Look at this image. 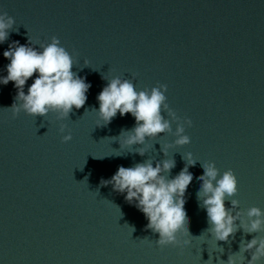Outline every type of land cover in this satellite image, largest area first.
I'll return each mask as SVG.
<instances>
[{"label": "water", "instance_id": "95a60500", "mask_svg": "<svg viewBox=\"0 0 264 264\" xmlns=\"http://www.w3.org/2000/svg\"><path fill=\"white\" fill-rule=\"evenodd\" d=\"M3 12L15 24L0 44V78L7 76L9 45L31 46L29 37L47 44L56 36L79 54L72 71L91 87L84 107L57 121L53 114L23 112L12 119L4 108L18 90L13 82L0 84V264H227L255 234L241 229L216 242L206 232L197 178L204 163L214 162L221 174L231 169L237 210L264 211V0H0ZM37 76L26 82L25 94ZM117 76L132 80L137 91L167 85L169 107L192 121L184 133L190 144L169 148L165 157L161 146L175 137L162 134L132 152L120 150L117 138L135 126L134 117L117 113L97 127L92 111ZM69 131L72 140L61 143ZM141 147L144 156L135 152ZM187 153L197 161L185 193L191 236L179 238L191 244L161 250L159 234L146 230L135 203L101 181L121 166L152 159L155 167L166 158L175 160L171 179L186 166ZM244 255L247 264L251 255Z\"/></svg>", "mask_w": 264, "mask_h": 264}, {"label": "clouds", "instance_id": "9594fccd", "mask_svg": "<svg viewBox=\"0 0 264 264\" xmlns=\"http://www.w3.org/2000/svg\"><path fill=\"white\" fill-rule=\"evenodd\" d=\"M14 24V18L8 16L7 12L0 14V44L8 39ZM28 45L31 46L14 42L3 53L10 63L7 65V76L0 78V84L13 82L18 90L15 102L10 108L4 109L11 112L12 119L23 112L33 118H45L53 114L57 121L68 120L73 108L79 110L84 107L86 93L91 87L84 78L72 71L77 63L75 57L79 54L75 50L70 54L61 46L56 36H52L47 44L38 39L33 42L29 37ZM34 45H39L40 50ZM84 63L87 67L88 61L85 60ZM34 73H38V76L25 94L24 86ZM166 92L165 84L137 91L132 80L121 79L119 76L112 78L97 96L99 110L92 109L98 113L99 121H102H98L97 127L110 124L117 113L121 117L131 114L136 123L131 130L121 131L117 138L120 150L132 152L134 145H145L148 140H157L162 134H168L174 136L175 140L173 144L161 146L167 157L169 148H182L190 144V137L184 133L185 126L192 127V121L177 116L167 103ZM173 123L176 124L174 132ZM66 128L67 125L61 124L60 133H64ZM71 140L69 131L62 136L61 143ZM135 152L140 156L145 155L142 147L135 149ZM182 158L186 161V166L171 179L169 175L175 167V160L166 158L157 162L155 167L152 159L133 167L121 166L110 180L101 181L102 186L110 184L114 191L126 193L125 199L129 204L135 203L148 221L146 230L159 234L156 244L161 250L169 246L184 247L191 244V240L181 241L179 237L191 236L190 221L185 210V193L194 178L188 169L195 166L197 161L193 160L191 153L182 155ZM201 166L203 175L197 179L202 184L197 197L207 213L209 227L206 232L216 242H228L241 229L246 235L255 234L250 241H241L239 252L229 255L227 264H244L245 253L251 255L247 264H260L264 260V236L259 235L264 233V211L258 207H251L246 211L237 210L239 201L234 197L238 195L239 189L233 170L228 169L221 174L214 162ZM226 201H230V208L226 207ZM130 228L133 233L134 228Z\"/></svg>", "mask_w": 264, "mask_h": 264}]
</instances>
